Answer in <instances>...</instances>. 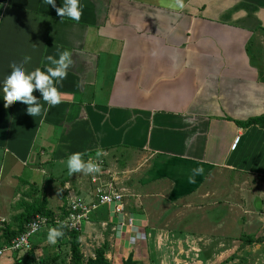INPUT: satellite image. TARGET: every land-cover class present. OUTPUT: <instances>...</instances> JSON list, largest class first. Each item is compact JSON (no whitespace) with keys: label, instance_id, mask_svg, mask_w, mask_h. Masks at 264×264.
I'll use <instances>...</instances> for the list:
<instances>
[{"label":"crops","instance_id":"obj_1","mask_svg":"<svg viewBox=\"0 0 264 264\" xmlns=\"http://www.w3.org/2000/svg\"><path fill=\"white\" fill-rule=\"evenodd\" d=\"M80 4V19L73 21L44 0H0V80L24 55L31 57L26 71L58 49L69 50L73 60L58 88L61 103L40 100L37 116L18 101L5 108L0 95V214L17 227L22 208L14 203L20 195L11 196L8 185L19 171L32 176L48 169L52 177L55 169H67L73 152L86 153L85 160L102 158V180L122 190L134 216L133 227H122L112 206H104L85 224L89 236L98 225L93 237L109 244L112 258L119 251L133 253L131 242L152 235L144 234L149 203L194 205L211 195L210 204L220 207L238 179L264 176V128L239 123L264 114V0H182V7L176 0ZM197 164L204 172L190 184ZM57 181L56 193L45 190L52 182L26 178L23 184L44 192L53 211L70 197H91L87 174ZM22 196L31 201L26 192ZM261 202L254 201L257 209ZM150 247V255L158 254Z\"/></svg>","mask_w":264,"mask_h":264},{"label":"rangeland","instance_id":"obj_2","mask_svg":"<svg viewBox=\"0 0 264 264\" xmlns=\"http://www.w3.org/2000/svg\"><path fill=\"white\" fill-rule=\"evenodd\" d=\"M131 164L132 162L128 166H131ZM51 172L52 170L47 169L45 174L35 172V175L27 176L25 172L23 174L19 171L16 182H13V185H8L10 195H20V201L21 203L24 202V207H27L28 201H30L25 197L22 198L23 196L21 197L25 192L28 195L31 194L33 199L35 198L34 200L40 201L45 193L35 192L36 185L33 186L34 189L26 190L27 188L23 182L26 178L37 182L44 180L52 182V184L45 187V190H48V192L57 190L59 188L57 179L60 181L65 174L68 175L67 169H55L52 177L50 176ZM87 177L90 181V174H87ZM242 178L240 180L244 181L241 183L238 179V185L227 199L228 204L221 203L223 206L220 207H213L210 204L211 195L204 196L203 199L199 198L198 201L195 200L194 205L186 204L187 202L161 205L157 203L159 200L149 203L147 211L149 212L148 225L150 227L145 228L142 225L141 229H146L144 234L150 232L152 235H140L137 238L138 243L131 242L128 253L133 252V258L138 261L137 264H264V176H244ZM4 179V176L0 173V185L4 184ZM246 180L248 183L245 182ZM90 183L93 187L90 192L92 194L95 185L91 181ZM261 184L262 187L259 189ZM56 192L54 191V193ZM259 195H263L262 198ZM257 197L262 199L261 206L258 209L254 203ZM230 201H234V206L228 207ZM126 204L125 207H127ZM144 204L146 203L142 201L140 205L144 206ZM14 205L20 207L21 204L15 202ZM50 205L51 208H56L54 198H52ZM102 207L104 205L94 209L90 213V218ZM58 210L55 209V213ZM6 221L13 228L12 222L10 223L9 219H6ZM85 224L80 231L81 251L86 257H93L95 249L103 243L100 241L101 238L93 237L98 230V225H95L93 236H89ZM101 227L99 225V230L104 228V226L102 229ZM48 228V226L43 227L30 237V241L36 243L31 248L33 250L27 253L31 256V260L18 263V259L26 256L25 252L14 254L6 252L0 257V264H67L70 259L68 244L62 245L57 260L49 261L58 250L55 245H50L46 241ZM84 235L89 236H87V241H84ZM249 237L253 241L251 244L246 241ZM141 239L148 241V247L147 242L143 243ZM151 243L155 248L154 251L158 254H149L152 249L150 247ZM129 254L126 252L125 255L123 251H119L116 257L109 258L108 255L107 257L111 259L113 264H120Z\"/></svg>","mask_w":264,"mask_h":264},{"label":"clouds","instance_id":"obj_3","mask_svg":"<svg viewBox=\"0 0 264 264\" xmlns=\"http://www.w3.org/2000/svg\"><path fill=\"white\" fill-rule=\"evenodd\" d=\"M44 2L54 8L61 18L67 17L73 21H79L82 8L80 0H63V4L59 7L55 0H44ZM176 6L182 7V0H176ZM30 59V56L24 55L19 61L10 64V71L0 80V95H2L5 108L13 101H18L27 105L26 113L34 117L41 113L40 100H43L48 106L61 103L64 94L58 91V88L66 77L67 70L73 64V60L69 50L58 49L55 56H44L40 67L26 71L25 65ZM34 91L39 93V98L33 95ZM44 111L47 109L45 108ZM85 155L84 152H73L67 156L65 164L69 176L73 173L94 174L100 171L99 162L94 159L85 160L83 159ZM96 155L99 157L100 153L97 152ZM203 172V167L197 164L190 170L187 182L195 183V177L202 175ZM37 227L34 223L33 231ZM64 227L63 222H59L56 227H49L46 234L47 243L56 245L58 239L64 235L62 230Z\"/></svg>","mask_w":264,"mask_h":264},{"label":"built area","instance_id":"obj_4","mask_svg":"<svg viewBox=\"0 0 264 264\" xmlns=\"http://www.w3.org/2000/svg\"><path fill=\"white\" fill-rule=\"evenodd\" d=\"M100 164V171L98 173L90 174V181L95 185L94 191L89 199L81 196H73L68 199L65 207L66 214L63 217V222L69 230L81 231L85 223L90 221V213L100 206H112V211L115 215L121 218L120 225L122 227H133L134 216L126 211L124 194L122 190L118 189L112 180H102V170L104 169V160L102 158L96 159ZM63 211L59 210L53 217V222H59ZM43 220V223H41ZM6 219L0 214V232L6 228ZM38 227L33 231V224ZM50 223V218L46 215L36 214L25 225L23 232L15 236L10 242L0 243V257L6 252L11 254L17 252H25L31 250L32 242L30 237L36 233L37 230L45 228ZM106 228L107 224L102 223Z\"/></svg>","mask_w":264,"mask_h":264},{"label":"trees","instance_id":"obj_5","mask_svg":"<svg viewBox=\"0 0 264 264\" xmlns=\"http://www.w3.org/2000/svg\"><path fill=\"white\" fill-rule=\"evenodd\" d=\"M239 123L240 126L242 127H248L254 124L260 126L261 128H264V114L256 117H250L245 121H241ZM59 194L62 198H64L61 190ZM28 197H31V202L28 201L29 204L27 207H24V202L21 203V201L19 200L21 204L20 208H22V212L17 216L16 219L17 227L12 228V226L6 224V228L2 232H0V243L10 242L12 238L23 232L27 222L36 214L46 215L50 218V223L48 227H56L59 222H63V217L66 214L64 206L60 207V210L63 211V215L61 216L59 222L54 223L53 217L55 215V211H53L48 207V199L46 195L44 194V196L42 197V199H40V201L34 200L35 198L33 199L31 194L28 195ZM62 230L64 232V235L58 239L57 244L55 245L58 251L53 258L49 259V261L57 260L61 252L62 245L65 246L68 244L70 259L67 264H113L111 259L107 257V253L109 250V244L107 242H104L101 246L95 249V254L93 257H86L81 251V242H80L81 232L77 230H69L66 225ZM246 241L249 242L250 244L253 243L251 237L247 238ZM35 244L36 243L32 242V248L34 247ZM32 250L28 251L27 253L31 252ZM27 253L25 254L26 256H23L20 259H18L17 262L21 263L24 261L31 260L30 258L31 256ZM137 262L138 261L133 258V254L131 253L126 259H123L120 264H137Z\"/></svg>","mask_w":264,"mask_h":264}]
</instances>
